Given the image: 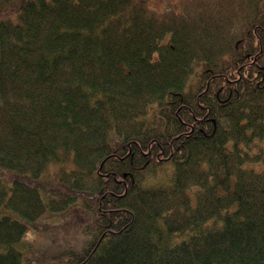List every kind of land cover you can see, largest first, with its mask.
<instances>
[{
	"label": "trees",
	"instance_id": "trees-1",
	"mask_svg": "<svg viewBox=\"0 0 264 264\" xmlns=\"http://www.w3.org/2000/svg\"><path fill=\"white\" fill-rule=\"evenodd\" d=\"M263 139L264 0H0V264H264Z\"/></svg>",
	"mask_w": 264,
	"mask_h": 264
},
{
	"label": "rangeland",
	"instance_id": "rangeland-1",
	"mask_svg": "<svg viewBox=\"0 0 264 264\" xmlns=\"http://www.w3.org/2000/svg\"><path fill=\"white\" fill-rule=\"evenodd\" d=\"M261 145L264 149V139L261 140ZM246 167L259 172L263 169L261 164H251ZM90 220L91 213L79 200L60 213L46 214L40 218L36 221L39 229L30 228L25 237L42 257L51 259L63 248H81L89 239L87 227Z\"/></svg>",
	"mask_w": 264,
	"mask_h": 264
}]
</instances>
